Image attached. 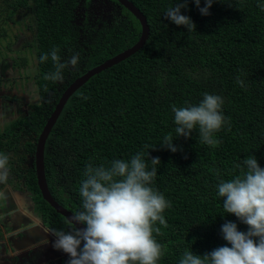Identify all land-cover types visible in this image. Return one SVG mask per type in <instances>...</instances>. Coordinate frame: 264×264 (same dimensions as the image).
I'll list each match as a JSON object with an SVG mask.
<instances>
[{
	"label": "trees",
	"instance_id": "16d2710c",
	"mask_svg": "<svg viewBox=\"0 0 264 264\" xmlns=\"http://www.w3.org/2000/svg\"><path fill=\"white\" fill-rule=\"evenodd\" d=\"M112 1L128 23L114 19L113 25H93L82 45L70 21L77 0H33L38 103L11 128L22 124L37 136L69 83L138 39L139 22ZM128 1L145 17L148 36L138 50L89 77L67 98L44 142V177L52 198L76 214L83 211L79 188L87 178V165L109 167L113 160L130 161L144 152L150 170L151 159L158 157L150 186L170 207L162 213L167 226L153 225V236L163 249L157 264H179L185 250L204 255L230 247L221 232L227 221L241 232L248 230L235 215L224 212L217 186L220 180L242 176L248 156L264 168V0H218L208 15L187 0L181 14L195 24L192 31L166 18L178 0ZM204 6L201 0L199 7ZM83 46L89 50L84 67L67 75L65 67L64 81L44 79L55 71L53 49L66 62L65 56L82 53ZM42 55L49 57L43 63ZM205 93L223 99L225 123L213 134L216 146L202 142L198 126L188 138L176 137L172 107L198 105ZM168 134L174 138L175 153L162 147ZM26 147L33 152V143ZM25 176L28 189L38 197L34 208L41 222L57 219L72 230L41 199L33 168Z\"/></svg>",
	"mask_w": 264,
	"mask_h": 264
},
{
	"label": "clouds",
	"instance_id": "9594fccd",
	"mask_svg": "<svg viewBox=\"0 0 264 264\" xmlns=\"http://www.w3.org/2000/svg\"><path fill=\"white\" fill-rule=\"evenodd\" d=\"M193 0L202 15L218 0ZM187 8V0H178L166 12V18L188 31L195 24L181 14ZM55 71L45 75V80L62 81L63 69L76 67L80 55H72L61 62L58 50L50 53ZM42 55L40 62L48 59ZM86 99V97H85ZM223 99L219 95L205 93L198 105L172 107L176 137L188 138L197 126L202 142L216 146L219 141L213 134L221 129L225 117L221 111ZM171 134L164 136L162 147L175 153ZM145 148H149L148 145ZM8 156L0 154V183L9 176ZM151 169L144 152H137L130 161L116 159L109 167L101 164L86 166L85 176L79 188L83 211L71 217L72 230L54 231L53 247L67 254V264H157L163 255L162 245L153 236V225H166L162 215L170 203L150 186L157 175L158 157L151 159ZM247 171L233 179L220 180L217 195L223 198L225 213L233 214L248 226L241 232L237 224L225 222L221 227L223 239L229 246H221L210 253L196 255L185 250L179 264H264V168L254 156L244 159ZM86 227L77 228L76 225ZM160 229L155 232L159 234ZM83 242V244H82ZM82 244V247H81Z\"/></svg>",
	"mask_w": 264,
	"mask_h": 264
},
{
	"label": "rangeland",
	"instance_id": "374dc122",
	"mask_svg": "<svg viewBox=\"0 0 264 264\" xmlns=\"http://www.w3.org/2000/svg\"><path fill=\"white\" fill-rule=\"evenodd\" d=\"M34 10L33 0H0V154L9 158V176L5 183H0V264H67L69 259L62 251L59 261L50 259L48 249L43 260L35 255L36 258L27 263L20 262L23 253L7 256L8 251L16 250L9 240L15 235V229L20 230L18 236L29 234L19 223L20 219L29 215L40 220L34 208L38 197L28 189L25 176L33 168V152L26 146L35 144L37 136L25 125L17 129L10 127L14 122L23 121L38 103ZM125 17L112 0H77L70 21L77 27L78 44L86 45L88 28L113 25L114 19L128 23ZM77 53L80 60L76 67L67 66L66 75L84 67L89 50L83 46L82 53L74 51ZM71 56L64 58L67 61ZM43 228L52 234L70 231V227L57 219L44 223ZM56 250L54 248V252Z\"/></svg>",
	"mask_w": 264,
	"mask_h": 264
},
{
	"label": "water",
	"instance_id": "95a60500",
	"mask_svg": "<svg viewBox=\"0 0 264 264\" xmlns=\"http://www.w3.org/2000/svg\"><path fill=\"white\" fill-rule=\"evenodd\" d=\"M119 5L124 7L130 14H132L140 24V32L138 39L129 47L123 49L122 51L112 55L108 59L88 68L82 74L78 75L68 86L61 92L56 103L53 106L50 114L45 120L39 134L37 135L36 142L34 144L33 150V169L36 186L38 188L41 199L48 204L57 214L62 216L68 223H70L71 217L74 215L69 210L57 203L50 195L44 177V167H43V147L46 136L57 118L61 108L63 107L65 101L70 96V94L81 84H83L89 77L98 73L99 71L110 67L119 60L131 55L136 50H138L145 42L148 36V25L146 23L143 14L128 0H115ZM71 224V223H70ZM72 225V224H71ZM73 227V225H72ZM77 228H83L84 225L77 224Z\"/></svg>",
	"mask_w": 264,
	"mask_h": 264
},
{
	"label": "crops",
	"instance_id": "0c3cea01",
	"mask_svg": "<svg viewBox=\"0 0 264 264\" xmlns=\"http://www.w3.org/2000/svg\"><path fill=\"white\" fill-rule=\"evenodd\" d=\"M24 216L27 217V215ZM19 223L23 224L24 227V223H22V221ZM25 229H28L32 232L28 235L18 236L20 230L15 229V235L9 237L11 246H15L16 250L8 251L7 256H10L12 253L15 255H17V253H23V259H21L20 261L22 263H27L35 259V255H37L38 257H40V259L43 260L45 258L44 256L47 255V249L49 256H53L55 252L52 242L56 239V237L52 233H50L48 230H45L41 225L30 226L28 223H25ZM5 242L7 243V241ZM17 250L19 251L16 252Z\"/></svg>",
	"mask_w": 264,
	"mask_h": 264
},
{
	"label": "flooded vegetation",
	"instance_id": "af4514ba",
	"mask_svg": "<svg viewBox=\"0 0 264 264\" xmlns=\"http://www.w3.org/2000/svg\"><path fill=\"white\" fill-rule=\"evenodd\" d=\"M21 221H22V223H24V228H25V223H28L30 226H32V225L40 226L41 225L43 227L41 220H39V222H38L37 219H35L29 215H27V217L23 216V219H21ZM27 231H29V230L27 229ZM31 232L32 231H29V233H31ZM61 257H62L61 252L59 250H57V251H55L53 256L50 257V259L58 258V261H59Z\"/></svg>",
	"mask_w": 264,
	"mask_h": 264
}]
</instances>
